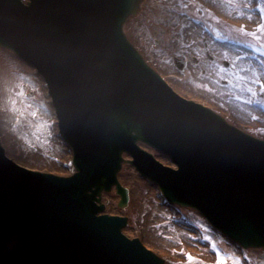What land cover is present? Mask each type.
I'll return each instance as SVG.
<instances>
[{
    "label": "water",
    "instance_id": "95a60500",
    "mask_svg": "<svg viewBox=\"0 0 264 264\" xmlns=\"http://www.w3.org/2000/svg\"><path fill=\"white\" fill-rule=\"evenodd\" d=\"M142 1L0 0V46L42 77L74 168L31 171L0 144V264H164L122 234L125 217L104 213L112 188L126 206L124 153L169 203L195 208L244 248H264V141L179 99L145 65L122 31Z\"/></svg>",
    "mask_w": 264,
    "mask_h": 264
},
{
    "label": "rangeland",
    "instance_id": "374dc122",
    "mask_svg": "<svg viewBox=\"0 0 264 264\" xmlns=\"http://www.w3.org/2000/svg\"><path fill=\"white\" fill-rule=\"evenodd\" d=\"M142 12L141 10L129 25L127 22L125 30V33L134 39V43L138 42L139 47H144L139 41L145 36L146 29L152 34L143 21ZM140 20L144 23L143 27L137 23ZM182 27L186 33H189L190 29L198 33L199 29L191 27L190 24H183L176 16L175 24L165 27L168 30V42L160 38V49L168 56L174 53L188 55L191 41L197 40L190 38V41L179 42L178 36ZM156 54L158 58L161 55L159 51H156ZM168 61L170 63L171 60L167 57L165 61L162 60V68ZM183 85L186 86L183 83L181 87H184ZM51 112L52 108L41 79L13 54L0 49L2 146L8 157L18 164L31 169L64 174L70 171L68 166L65 167L68 151L63 142L55 139L54 132L57 127ZM52 120L53 123L49 125ZM155 156L163 164L169 165L163 157L157 154ZM63 166L66 169L62 170ZM118 179L121 184H126L131 198L126 208L121 210L116 208L117 199L113 192L110 193L106 196V211L127 216L129 221L125 234L138 237L140 234L141 242L154 253L163 255L166 264H217L218 254L224 257L222 264H264L263 250L242 251L212 230L195 212L176 208L178 213H175V216L173 209L162 207L159 204L161 199L158 191L153 184L139 178L128 165L122 166ZM157 210H160V213L156 212ZM145 215L148 218L144 224ZM145 228L150 231L153 239L143 238L142 232ZM170 234L175 236L172 238ZM189 255L193 258L191 261L188 260Z\"/></svg>",
    "mask_w": 264,
    "mask_h": 264
},
{
    "label": "flooded vegetation",
    "instance_id": "af4514ba",
    "mask_svg": "<svg viewBox=\"0 0 264 264\" xmlns=\"http://www.w3.org/2000/svg\"><path fill=\"white\" fill-rule=\"evenodd\" d=\"M246 5L245 0L148 1L142 10V17L152 34L146 29L145 36L139 42L144 46L142 51L146 60L161 70L158 66L164 57L158 58L155 49L158 42H161L160 38L168 42V30L165 27L175 24L176 16L183 24H190L191 27L211 28L205 38H200L195 30L190 29L186 33L183 28L180 31L179 40H200H193L188 55L181 56L186 61L185 69H188L189 76L177 82L178 91L211 108L241 130L264 137V93L258 94L257 83H252L258 79L264 82V66L261 70L255 67L258 63L256 58L264 60V57L244 46L251 44L259 47L264 44V35L256 34L259 40L246 35L250 33L249 21L243 31L235 28L239 22L245 21L244 14L249 13ZM138 24L144 26L141 20ZM175 69L172 64L162 70L167 73ZM183 83L186 86L181 87ZM248 88L256 95H252ZM255 97L262 98L261 102L250 103Z\"/></svg>",
    "mask_w": 264,
    "mask_h": 264
},
{
    "label": "snow or ice",
    "instance_id": "6c2138e0",
    "mask_svg": "<svg viewBox=\"0 0 264 264\" xmlns=\"http://www.w3.org/2000/svg\"><path fill=\"white\" fill-rule=\"evenodd\" d=\"M247 7V5L245 6ZM256 10L259 12L260 14V19L262 21H264V0H259V2L257 3V7H256ZM248 19H251V16L249 15L248 16ZM243 31V30H242ZM257 32H260V33H264V23H261L257 26ZM246 35H250V36H253L255 39L259 40L260 37L256 35V32H250V33H245ZM245 47L247 48H251L252 51L254 52H257L259 53V55L261 57H264V44H260L259 47H256V46H253L251 44H245L244 45ZM239 59V57H238ZM222 70V69H221ZM243 71V70H242ZM239 79H244V77H238ZM252 83H259V86H260V90L262 93H264V83H260L258 80H253ZM252 95H256L255 92L252 91L251 88H248L247 89ZM205 239H207V237H205ZM193 258L189 255L188 256V260L191 261ZM224 260V257H221L217 256V264H222Z\"/></svg>",
    "mask_w": 264,
    "mask_h": 264
},
{
    "label": "bare ground",
    "instance_id": "6f19581e",
    "mask_svg": "<svg viewBox=\"0 0 264 264\" xmlns=\"http://www.w3.org/2000/svg\"><path fill=\"white\" fill-rule=\"evenodd\" d=\"M48 127V125L46 126V128ZM56 131V130H55ZM57 142V141H56ZM66 160H67V156H66V158H65ZM62 168V170L65 168L64 166L63 167H61ZM150 190L152 191V188H150ZM103 196V195H102ZM104 196H107V195H104ZM156 212H159L160 213V210H157ZM147 218H148V216L147 215H145L144 216V224L146 223V220H147ZM142 222H143V220H142ZM146 227V226H145ZM145 234H146V236H145ZM142 236H143V238H146L147 240H151V239H153V237L151 236V234H150V231L148 232V230L146 231V228H145V230L142 232ZM175 235L174 234H170V237H174Z\"/></svg>",
    "mask_w": 264,
    "mask_h": 264
}]
</instances>
